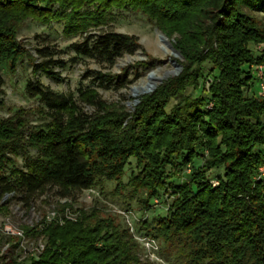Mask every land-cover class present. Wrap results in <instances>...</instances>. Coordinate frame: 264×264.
I'll return each instance as SVG.
<instances>
[{
  "label": "trees",
  "instance_id": "obj_1",
  "mask_svg": "<svg viewBox=\"0 0 264 264\" xmlns=\"http://www.w3.org/2000/svg\"><path fill=\"white\" fill-rule=\"evenodd\" d=\"M89 5L145 12L167 35L176 34L182 70L144 94L134 110L102 99L94 87L79 88L75 97L30 79L26 93L43 104L45 120L31 129L22 109L0 114V199L12 194L31 208L49 186L68 197L114 181V193L126 191L129 202L150 211L152 200L168 191L167 213L145 219L143 227L174 264H264V97L253 87L252 69L264 65V52L257 56L251 47L264 43V24L251 13L264 12V0H0V94L2 69L16 74L27 56L34 77L43 71L56 78L54 66L66 63L63 50L42 46L30 53L19 38L24 22H51L64 9ZM72 24L75 32L87 27ZM139 46L136 35L102 31L68 49L113 63ZM94 74L100 86L125 85L121 73ZM189 88L198 94H185ZM81 103L96 111L88 114ZM132 159L136 169L125 182ZM57 203L52 219L44 215L24 236H11L16 247L24 237H43L38 256L0 254V264H151L130 228L97 205Z\"/></svg>",
  "mask_w": 264,
  "mask_h": 264
},
{
  "label": "rangeland",
  "instance_id": "obj_2",
  "mask_svg": "<svg viewBox=\"0 0 264 264\" xmlns=\"http://www.w3.org/2000/svg\"><path fill=\"white\" fill-rule=\"evenodd\" d=\"M61 12L62 16L57 20L47 23L27 19L19 30V38L33 55L37 54L35 48L42 46H48L53 50H63L60 56L65 60V65L54 66L56 78L43 71L34 77L33 62L29 56L19 63L16 74H11L3 68L1 74L4 93L0 94V99L4 101L0 107V114L3 117H11L17 110L22 109L30 120L31 129L45 120V116L39 112L43 108V104L37 98H31L26 93V84L30 79L37 78L45 86L61 93H72L75 97L78 96L79 88L94 87L102 99L108 102H120L126 105L129 110H134L144 94L152 93L159 84L178 75L182 70L180 61L183 57L174 45L176 34L167 35L158 23L142 10L114 7L107 11H99L96 6L89 5L75 12L71 8ZM251 13L264 24V12L255 10ZM70 22L77 26L85 22L87 27L75 32L71 30L73 27H68ZM102 31H118L136 35L140 46L134 53H125L113 63L101 61L96 57L76 56L68 49L71 43L83 41L86 36H95ZM251 47L257 56L264 52V43ZM256 67L257 65L252 67L255 90L259 88L255 74ZM211 68L212 63L206 62L203 66L204 74H208ZM95 70L121 73L125 85L121 86L120 83H115L110 87L100 86L95 78ZM252 89L251 85L246 92L250 94ZM189 93L197 95L198 90L189 88L185 94ZM175 102L174 100L171 104ZM80 105L88 114H93L96 111L95 107L82 103ZM30 153L36 154V150L31 149ZM16 161L18 167L26 166L24 156H16ZM135 169L136 162L132 159L126 168L125 182ZM184 170L185 177L189 176L190 168L186 167ZM115 184L114 181H104L100 186L92 189L71 190L68 197L62 195L63 191L58 186H49L44 193L34 197L31 208L23 205L18 197L6 194L0 199V222H9L14 228L23 230L26 226L33 225L42 219L44 215L52 217L59 209L57 202L69 199L73 200L76 209L97 205L103 213L129 227L136 238H152L146 235L143 221L151 220L159 214L165 215L173 197L168 191L162 192L160 196L152 200V203L154 202L152 209L145 211L138 202L128 201L126 191L125 193H114ZM67 212L74 214L71 210ZM11 236L16 235L0 234V254L21 258L30 254L38 256L44 246L43 237H24L21 246L16 247L13 244L17 240ZM155 243L158 248L142 245L143 258H149L151 264H174L164 244L159 240H156Z\"/></svg>",
  "mask_w": 264,
  "mask_h": 264
},
{
  "label": "built area",
  "instance_id": "obj_3",
  "mask_svg": "<svg viewBox=\"0 0 264 264\" xmlns=\"http://www.w3.org/2000/svg\"><path fill=\"white\" fill-rule=\"evenodd\" d=\"M255 74L257 77L260 95L262 97H264V65H258L255 69ZM262 170H264V168H262ZM54 215L52 217L48 216V218L52 219L54 217ZM1 233L7 234V235L24 236L23 230H20L18 228H14L9 222H5V223L0 222V234ZM137 239H139L142 244L147 245L148 247L154 246V247L158 248V245H156V243H155L156 240H154L152 238H149V237L148 238L147 237L139 238V237H137Z\"/></svg>",
  "mask_w": 264,
  "mask_h": 264
},
{
  "label": "bare ground",
  "instance_id": "obj_4",
  "mask_svg": "<svg viewBox=\"0 0 264 264\" xmlns=\"http://www.w3.org/2000/svg\"><path fill=\"white\" fill-rule=\"evenodd\" d=\"M143 92H145V91H143Z\"/></svg>",
  "mask_w": 264,
  "mask_h": 264
}]
</instances>
